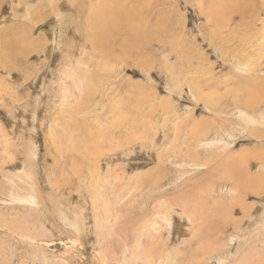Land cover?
<instances>
[{"label":"rangeland","instance_id":"obj_1","mask_svg":"<svg viewBox=\"0 0 264 264\" xmlns=\"http://www.w3.org/2000/svg\"><path fill=\"white\" fill-rule=\"evenodd\" d=\"M100 1L0 0V264H236L264 234L253 194L251 218L235 212L244 237L220 226L241 204L228 188L264 178V122L236 98L264 96V51L235 64L264 0H113L105 48L88 38ZM218 130L235 143L206 145ZM184 198L202 217L187 231L180 209L164 218Z\"/></svg>","mask_w":264,"mask_h":264},{"label":"bare ground","instance_id":"obj_2","mask_svg":"<svg viewBox=\"0 0 264 264\" xmlns=\"http://www.w3.org/2000/svg\"><path fill=\"white\" fill-rule=\"evenodd\" d=\"M103 0H101L99 3H97L96 6L93 7L92 9V12H91V17L88 19L90 21V23L92 24V27L89 29L88 31V38L89 40L91 41H94V42H97L98 44V47H106L108 45V43L111 41V38H112V35H113V29H114V25L116 24L115 22L117 21V17H116V21H115V18H114V14L111 13V15H113V20L114 22L112 21V19L110 18L111 15L108 17H106L107 14V11H113V10H116L114 9V6L112 5L113 4V0H106L107 3H101ZM237 6V5H236ZM111 8L113 10H111ZM263 8V7H262ZM237 11L239 12V14L241 15H244V9H240V6L238 5L236 7ZM261 10V9H260ZM259 10V11H260ZM108 12V13H109ZM117 12V11H115ZM262 12V11H261ZM241 15V16H242ZM262 15V14H260ZM89 16V14H88ZM102 16H104V18H102ZM229 16V15H228ZM259 17V15H257ZM256 17V18H258ZM105 18H107L108 20H106ZM119 20V19H118ZM228 22V21H227ZM239 22V21H238ZM243 23V22H242ZM260 26L261 23H258ZM244 25V24H242ZM241 25V26H242ZM254 25V24H253ZM240 26V25H239ZM224 27V26H223ZM240 28V27H239ZM132 29V28H131ZM238 30V28H237ZM239 31V30H238ZM54 32H55V29H54ZM139 30H136V33H138ZM259 32H261L259 30ZM53 33V32H52ZM243 34V33H242ZM241 35V34H240ZM241 37V40L240 38H238L240 40V44H242L241 46V49L242 50H245V53L246 56L244 57V60L243 61H238V63H235L237 66H240L241 69L243 71H248V68L253 66V67H259L260 65L256 62V59L259 58L260 56L262 57L263 56V52L261 51H264V44H262V42H264V31H262L259 35H253V34H245V35H241L239 36ZM242 42V43H241ZM54 43V42H53ZM110 46V45H109ZM227 47V46H226ZM251 47V48H250ZM125 48V47H124ZM250 49V50H249ZM248 50V51H247ZM241 51V50H240ZM234 52V51H233ZM244 54V55H245ZM232 55V54H231ZM240 56V55H239ZM262 59V58H261ZM231 60V59H230ZM232 61V60H231ZM233 62V61H232ZM237 62V61H236ZM261 62V61H260ZM260 68V67H259ZM261 68L262 65H261ZM240 69V68H239ZM254 68H252L253 70ZM259 71H261L262 69H258ZM250 71V70H249ZM262 72V71H261ZM80 76L83 77V79L85 78V74L82 75L80 74ZM239 78V77H238ZM237 78V79H238ZM246 78H243V77H240V81L241 80H245ZM264 79V77H263ZM264 83V82H263ZM187 84V83H186ZM259 85H262V83H260ZM242 87V86H241ZM240 86L237 87V91L236 92V95L237 96H242V97H236L239 101H241L243 104V106L241 107H245L244 109H248L246 110L245 112H243V116L246 117V120L252 124H260V122H264V115H261L260 116H255L253 113H250L249 111H252L254 109H256L257 107H260L262 104V102L264 101V96H263V93L262 92H255V93H251L248 89V87H242L241 88ZM192 89V88H191ZM236 89V88H234ZM242 93V95H240ZM215 94V93H214ZM206 97V96H205ZM222 99V98H221ZM224 100V99H223ZM237 100V101H238ZM206 101V100H205ZM215 101V100H214ZM220 102V101H219ZM206 103V102H205ZM211 103V101H210ZM216 104V102H215ZM215 106V105H214ZM213 106V107H214ZM237 106V105H235ZM220 107V106H219ZM239 107V105H238ZM240 108V107H239ZM219 108L217 107V110ZM241 109V108H240ZM222 110V108H221ZM224 110V109H223ZM231 110V109H230ZM225 111V110H224ZM255 111V110H254ZM205 112L207 113H210V114H215V109L210 107V106H207V103L205 105ZM204 113V112H203ZM264 114V113H263ZM209 115V114H208ZM206 122V121H205ZM208 123L206 122L205 123V127H207ZM198 129H201L202 130V125L200 126L199 123H195L194 126L192 127V131H197ZM252 129V127L250 128ZM254 129H252L253 131ZM260 130V129H259ZM205 131H206V128H205ZM261 131V130H260ZM235 132V131H234ZM218 135L216 137H214L213 139H210L211 141H208V142H205L206 145H216V144H222L224 146H229V145H233L235 143V135H229V136H232L231 138L229 139H226V137L224 135L221 136V130L219 131L218 130ZM233 134V133H232ZM249 134V133H248ZM253 134V133H252ZM220 136H221V139H220ZM257 136V135H256ZM251 139V138H250ZM264 139V138H262ZM261 140V139H260ZM257 154V153H256ZM259 155V154H258ZM243 156V155H242ZM239 159V158H238ZM263 159L262 161L264 162V156L261 158ZM243 160V159H242ZM234 161V160H233ZM262 163V162H261ZM225 165V164H224ZM262 165L264 166V163H262ZM195 166H200V164H196ZM226 167V166H225ZM229 167V166H228ZM248 175V174H247ZM253 177V176H251ZM257 180V181H256ZM254 181H256V184L257 186H253L254 189L252 190V192L249 193L248 189L250 190V187H246V191L245 192H238L237 190H235L234 187H230L228 188L230 190V192H232V195L231 197H229L230 199H235V201H238L237 203H241V202H245L252 194V196H254L255 198H260L262 199L264 197V178H257L255 179ZM249 182V181H248ZM233 185V184H232ZM247 185V183H246ZM250 185V184H249ZM221 187H223L221 185ZM228 190V191H229ZM243 191V190H242ZM214 192V191H213ZM236 192L239 193L238 197L236 194ZM213 194V193H212ZM242 194H244L242 196ZM219 196V195H218ZM226 196V195H225ZM228 198L229 201H231L230 199ZM189 199V198H188ZM188 199L186 200L185 198L182 199L183 201H181L179 204L178 203H170V202H167V203H164V207H166L167 209H169V213L168 214H165L164 215V218L166 220L167 223L171 224V221L173 219H175L174 216H171V213H174L176 212L177 209H180L179 213L181 214V217L187 221L186 222V225H182V227H184L187 230H189V227L192 226V224H195V221L196 219L198 218H202L200 217V214L198 213L199 210H198V207L197 206H193V207H189L191 202L188 201ZM16 200V199H15ZM189 200H192V199H189ZM244 200V201H243ZM34 201V200H33ZM36 201V200H35ZM29 202V201H28ZM198 202V201H197ZM219 202V201H218ZM217 203V202H216ZM235 203V202H234ZM36 204V203H35ZM225 204V203H224ZM236 204V203H235ZM251 204V203H250ZM243 205L242 203L240 205H228L226 206L224 209H222V215H220L221 217H223V225L221 224L220 226L222 227V234H225L226 232V228H227V225L229 222L234 221V226L233 229L237 232V234H235V232H231L228 236L231 238V240H234L236 238H239V237H244L245 235V232L244 231H241L242 229L239 227L241 226L240 225V221L237 220V217H236V211L239 210L243 213L244 218H247L252 216L253 214V207L254 205L251 204V205ZM197 205V204H195ZM202 205V204H201ZM203 206V205H202ZM238 206H241L239 208H241V210L238 208ZM255 208V207H254ZM218 210V209H217ZM216 210V212H217ZM159 213V212H158ZM157 213V214H158ZM220 213V211H219ZM207 214V213H206ZM219 216V215H218ZM209 217V215H208ZM210 218V217H209ZM213 219V218H212ZM251 220V219H250ZM199 221V220H198ZM184 224V223H183ZM255 224V223H254ZM219 226V227H220ZM230 226V225H229ZM181 227V226H180ZM181 227V228H182ZM220 227V228H221ZM242 227V226H241ZM183 228V230H185ZM218 228V229H220ZM232 228V227H230ZM229 228V229H230ZM241 230H240V229ZM258 228H264V214L261 216L260 219H258L257 223L255 224V226H253L250 230H255V229H258ZM245 229V228H244ZM243 229V230H244ZM249 230V229H247ZM259 230V229H258ZM141 231V230H140ZM181 231V230H180ZM241 231V232H240ZM221 232V231H220ZM240 232V233H239ZM251 232V231H250ZM149 233V232H148ZM195 234V233H194ZM227 234V233H226ZM149 235L153 236L152 233H150ZM140 236H143L140 234ZM263 237V238H262ZM256 242V243H255ZM254 243L255 244H252V246L250 247V249H248V251L246 252V254L244 255V257L237 261L236 264H264V250H261L259 247H257L259 244L261 245H264V234L261 236V238L257 241H255ZM138 245H142V243H138ZM260 249V250H259ZM144 252V250L142 251V253ZM218 256V255H217ZM236 256V255H235ZM172 257V256H171ZM168 258V257H167ZM166 259V258H165ZM173 259V258H172ZM175 259V258H174ZM222 260H220V262H223L225 263V259L226 257L224 258H220ZM145 260H146V264H162V260L160 259L159 262L155 263V260L153 259V255L150 254V251L148 253H145ZM164 260V258H163ZM169 260V259H167ZM227 260V259H226ZM170 261V260H169ZM173 261V260H172ZM228 261V260H227ZM166 262V261H164ZM171 262V261H170ZM230 262V261H229ZM165 264V263H164ZM166 264H168V262H166ZM226 264V263H225Z\"/></svg>","mask_w":264,"mask_h":264}]
</instances>
